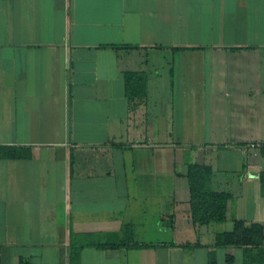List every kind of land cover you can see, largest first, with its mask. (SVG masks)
I'll list each match as a JSON object with an SVG mask.
<instances>
[{
	"label": "crops",
	"instance_id": "1",
	"mask_svg": "<svg viewBox=\"0 0 264 264\" xmlns=\"http://www.w3.org/2000/svg\"><path fill=\"white\" fill-rule=\"evenodd\" d=\"M256 139L264 0H0V147L31 151L0 155V264H242L215 234L264 225ZM189 163L229 194L222 224L192 223Z\"/></svg>",
	"mask_w": 264,
	"mask_h": 264
},
{
	"label": "trees",
	"instance_id": "2",
	"mask_svg": "<svg viewBox=\"0 0 264 264\" xmlns=\"http://www.w3.org/2000/svg\"><path fill=\"white\" fill-rule=\"evenodd\" d=\"M125 92L130 100H141L146 97L144 76L127 72L124 74ZM0 155L3 158L17 159L30 158L29 147L2 146ZM185 177L189 189V216L195 226H204L211 223L222 224L226 218L227 201L229 194L225 191L214 190L211 186L213 179L212 169L203 164L189 163ZM119 244L106 245L114 248ZM216 246H233L242 250V264H264V225L259 222L235 220L233 227L227 232L215 234ZM128 247H142L139 244ZM233 257H227V264H234ZM19 264H30L28 259H20ZM68 264H77L76 251H69Z\"/></svg>",
	"mask_w": 264,
	"mask_h": 264
},
{
	"label": "built area",
	"instance_id": "3",
	"mask_svg": "<svg viewBox=\"0 0 264 264\" xmlns=\"http://www.w3.org/2000/svg\"><path fill=\"white\" fill-rule=\"evenodd\" d=\"M245 149L257 155L259 151L264 150V139H256L245 145Z\"/></svg>",
	"mask_w": 264,
	"mask_h": 264
}]
</instances>
